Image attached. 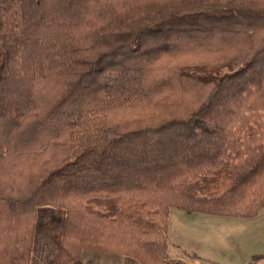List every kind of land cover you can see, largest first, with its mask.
Listing matches in <instances>:
<instances>
[{"label": "trees", "instance_id": "16d2710c", "mask_svg": "<svg viewBox=\"0 0 264 264\" xmlns=\"http://www.w3.org/2000/svg\"><path fill=\"white\" fill-rule=\"evenodd\" d=\"M263 208L264 0H0V264H183L171 209Z\"/></svg>", "mask_w": 264, "mask_h": 264}, {"label": "rangeland", "instance_id": "374dc122", "mask_svg": "<svg viewBox=\"0 0 264 264\" xmlns=\"http://www.w3.org/2000/svg\"><path fill=\"white\" fill-rule=\"evenodd\" d=\"M187 100L190 101L188 98ZM169 101L162 100L158 108L151 107L150 110L133 109V113L124 115L125 118L120 117L121 121L131 123L137 114L148 118L153 111L152 119H157L159 122L167 116L169 104H174L175 100ZM177 102L188 104L180 100ZM161 114L165 115L161 116ZM168 245L171 255L185 260L181 261L183 264H264V208L253 218L214 217L203 212L188 214L179 209H171ZM166 257V261H177L168 254ZM125 258L112 253L85 251L83 262L85 264L135 263Z\"/></svg>", "mask_w": 264, "mask_h": 264}, {"label": "crops", "instance_id": "0c3cea01", "mask_svg": "<svg viewBox=\"0 0 264 264\" xmlns=\"http://www.w3.org/2000/svg\"><path fill=\"white\" fill-rule=\"evenodd\" d=\"M214 217H219V216H214ZM168 256L172 257L173 260H177V261H185L183 260V258H179V257H174L173 255L170 254V251H169V245H168ZM195 257H197V255H195ZM126 259V258H125ZM130 264H135V263H130Z\"/></svg>", "mask_w": 264, "mask_h": 264}]
</instances>
